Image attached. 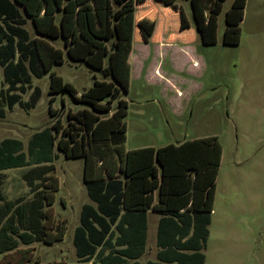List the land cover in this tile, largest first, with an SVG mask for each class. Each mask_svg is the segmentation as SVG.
<instances>
[{
  "label": "trees",
  "instance_id": "16d2710c",
  "mask_svg": "<svg viewBox=\"0 0 264 264\" xmlns=\"http://www.w3.org/2000/svg\"><path fill=\"white\" fill-rule=\"evenodd\" d=\"M189 1L194 28L203 42H214L216 12L222 3L215 0L204 14L201 0ZM176 2L169 1L168 13L163 7L158 8L164 17L163 31L170 40L191 42L194 29L182 4ZM147 5L142 0H0V82L6 91L2 94L6 108L15 104L34 107L40 89L31 85V78L44 75L48 77L49 104L54 94L67 93L81 106L76 111L57 113L48 105V113L54 115L51 131L44 129L37 138H29L26 152L18 140L0 142V264H26L31 259L27 249L4 251L10 246L2 244L12 236L24 244H51L63 238V222L53 224L47 210L58 190L52 174L53 145L66 158L84 159L83 180L90 201L82 204L79 224L73 232L78 261L141 264L151 209L159 213L157 251L156 259L147 264L204 263L203 248L209 234L222 154L218 138L205 136L126 150L124 117L128 102L120 97L118 84L94 78L78 96L79 91L53 71V67L64 62V53L71 62H82L99 71L106 58L109 63L119 52L125 56L134 14ZM238 6L239 1L232 0L225 11L224 41L235 40ZM27 17L39 36H30L24 26ZM139 21V37L148 38L155 33L154 19L149 27L146 19ZM58 37L63 40L61 48L50 41ZM125 68L123 61L120 69L128 78ZM27 87L31 89L27 100L20 102V94ZM113 101L114 108L110 105ZM63 113L67 124L61 125ZM25 166L28 168L21 175L31 197L4 198L2 170Z\"/></svg>",
  "mask_w": 264,
  "mask_h": 264
},
{
  "label": "rangeland",
  "instance_id": "374dc122",
  "mask_svg": "<svg viewBox=\"0 0 264 264\" xmlns=\"http://www.w3.org/2000/svg\"><path fill=\"white\" fill-rule=\"evenodd\" d=\"M142 1L148 5L138 13L134 10L132 36L125 56L119 52L109 63L106 58L99 71L82 62H71L64 53V62L53 67V71L71 83L79 91L78 96L94 78L118 84L120 97L128 102L124 117V147L127 149L159 147L185 139L216 136L222 154L216 177L214 210L203 248V264H264V0H238L239 17L234 26L236 37L233 41H224L222 37L225 11L232 0H219L222 4L216 12V40L210 43L203 42L194 28L189 0ZM169 1L182 4L184 14L190 20L188 23L194 29L191 42L170 40L164 33L161 23L164 17L158 8L163 7L168 13ZM214 1L201 0L204 14L209 12ZM140 18L146 19L147 27L154 19L158 34L139 37ZM165 20L167 22L168 18ZM24 26L31 37L40 35L29 17ZM50 41L55 47H63L61 37ZM117 41L120 44V40ZM123 61L128 78L120 69ZM31 85L40 89L35 106L25 108L15 104L8 109L2 99L6 91L0 82V108L3 111L0 142L3 139L18 140L23 152H26L29 138H37L44 129L51 131L54 115L48 113V105L57 113L81 108L67 93L54 94L49 104L47 75L32 77ZM30 91L27 87L20 94V102L27 100ZM110 105L114 108L116 101ZM65 113L61 115V125L67 124ZM52 149L55 154L52 174L58 190L52 195L53 203L47 210L53 224L63 222V238L51 244L36 241L24 244L12 236L2 244L10 246L4 251L27 249L31 259L26 264H99L97 259L78 261L72 243L81 206L90 201L83 180L84 159L66 158L54 145ZM27 168L2 170L4 198L31 197L21 175ZM147 237L141 264L156 259L155 230L150 228Z\"/></svg>",
  "mask_w": 264,
  "mask_h": 264
},
{
  "label": "crops",
  "instance_id": "0c3cea01",
  "mask_svg": "<svg viewBox=\"0 0 264 264\" xmlns=\"http://www.w3.org/2000/svg\"><path fill=\"white\" fill-rule=\"evenodd\" d=\"M71 109V108H70ZM147 147V146H146ZM140 148V147H138ZM126 150H129L127 148H125ZM134 149V148H132ZM214 203V202H213ZM214 210V209H213ZM212 210V212H213ZM212 215V213H211ZM158 219H159V213L148 209V216H147V230H149L150 228H152L153 230H155V234H156V230H157V223H158ZM148 235V234H147ZM148 238V237H147ZM147 246V244H146Z\"/></svg>",
  "mask_w": 264,
  "mask_h": 264
}]
</instances>
